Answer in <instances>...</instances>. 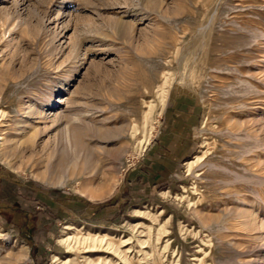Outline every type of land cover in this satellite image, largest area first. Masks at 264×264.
I'll use <instances>...</instances> for the list:
<instances>
[{
    "label": "rangeland",
    "instance_id": "374dc122",
    "mask_svg": "<svg viewBox=\"0 0 264 264\" xmlns=\"http://www.w3.org/2000/svg\"><path fill=\"white\" fill-rule=\"evenodd\" d=\"M2 137L0 264H264V0H0Z\"/></svg>",
    "mask_w": 264,
    "mask_h": 264
},
{
    "label": "crops",
    "instance_id": "0c3cea01",
    "mask_svg": "<svg viewBox=\"0 0 264 264\" xmlns=\"http://www.w3.org/2000/svg\"><path fill=\"white\" fill-rule=\"evenodd\" d=\"M176 104L177 102L166 103L161 115V131L159 135L153 139L146 153L150 157L151 155H155V157L151 158L156 159V162H159L158 164L164 166V168L168 167L170 163L180 160L179 157L185 153L188 143V133H183V130H181L184 121L179 120V123H174L172 119H170L171 115L178 116L177 113H183V111L177 109L180 105L176 106ZM174 112H176V114ZM138 176H141V174Z\"/></svg>",
    "mask_w": 264,
    "mask_h": 264
},
{
    "label": "bare ground",
    "instance_id": "6f19581e",
    "mask_svg": "<svg viewBox=\"0 0 264 264\" xmlns=\"http://www.w3.org/2000/svg\"><path fill=\"white\" fill-rule=\"evenodd\" d=\"M68 131H69V129H68ZM77 132L78 131H74V133H65L66 147L64 148V150L59 155V158L57 159V161H55V163H53L52 166H54L55 169L62 167V165L64 163H66V162L67 163H71V164L72 163L73 164L76 163L78 161V158L81 155V152L85 151L87 154L89 153V151H90L89 146H87L86 141H84L85 139H83V137H84L83 134L84 133H79V132L77 133ZM35 136H37V133H34V135L32 137V140L35 138ZM0 139H3V137L0 138ZM35 140L36 139H34V141ZM55 152L56 151L54 150V152L49 155L47 162H52L53 161V157L55 156ZM117 250H119V249H117ZM122 251L120 250V252H122ZM120 257H121V262H123L124 264H133L132 263L133 261L128 260L127 256L124 255V253L121 254ZM99 258H101V257H99ZM131 259H132V257H131ZM83 262H84L83 264H110L109 263L110 261H108V260L105 261L102 258L100 260H98V261H94L91 258H88V259H85Z\"/></svg>",
    "mask_w": 264,
    "mask_h": 264
}]
</instances>
